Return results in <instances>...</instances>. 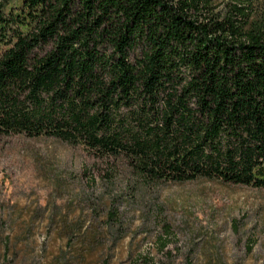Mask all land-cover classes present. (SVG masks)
Here are the masks:
<instances>
[{
	"label": "trees",
	"instance_id": "obj_1",
	"mask_svg": "<svg viewBox=\"0 0 264 264\" xmlns=\"http://www.w3.org/2000/svg\"><path fill=\"white\" fill-rule=\"evenodd\" d=\"M0 0V136L149 180L264 188V0Z\"/></svg>",
	"mask_w": 264,
	"mask_h": 264
},
{
	"label": "rangeland",
	"instance_id": "obj_2",
	"mask_svg": "<svg viewBox=\"0 0 264 264\" xmlns=\"http://www.w3.org/2000/svg\"><path fill=\"white\" fill-rule=\"evenodd\" d=\"M121 158L0 136V264H264V188L149 180Z\"/></svg>",
	"mask_w": 264,
	"mask_h": 264
}]
</instances>
